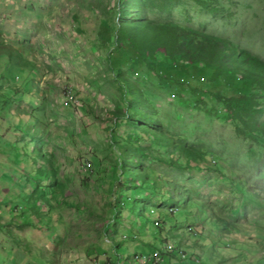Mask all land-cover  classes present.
<instances>
[{"label": "rangeland", "instance_id": "374dc122", "mask_svg": "<svg viewBox=\"0 0 264 264\" xmlns=\"http://www.w3.org/2000/svg\"><path fill=\"white\" fill-rule=\"evenodd\" d=\"M204 1L209 8L196 0H0L1 264H137L136 256L155 254L162 264H264V132H236L203 93L214 90L211 78L180 81L169 66L170 81L130 53L112 55L120 23L149 20L184 28L186 39L190 30L227 39L264 65V0ZM180 52L190 59L185 42ZM125 78L139 95L126 93ZM68 89L82 96L66 97ZM254 89L262 112L253 122L264 128V92ZM144 129L196 154L193 164ZM129 158L156 187L118 178ZM39 189L47 202L31 196ZM124 196L131 201L113 220L112 204ZM167 243L185 260L164 254Z\"/></svg>", "mask_w": 264, "mask_h": 264}, {"label": "trees", "instance_id": "16d2710c", "mask_svg": "<svg viewBox=\"0 0 264 264\" xmlns=\"http://www.w3.org/2000/svg\"><path fill=\"white\" fill-rule=\"evenodd\" d=\"M196 1L202 4V6H205V8H209L206 1ZM181 31H185V29L176 24L153 23L149 20L120 23L117 28L118 34L116 36L117 52L113 51L112 55L123 56L130 53L136 58V62L145 63L151 70H155L157 73L159 72L160 76L170 81L176 80V74L173 71H168L169 66H173L177 75L182 77L180 81L192 80L194 77L211 78L212 83L210 87H213L214 90L210 89L205 92L203 91V93L210 94V97L214 101L221 104V106L226 109L228 113L227 116L233 122L236 132L242 136H250L253 131L264 132L262 126L253 122L256 116L262 112V109L257 106L256 103L255 98L258 96V93H256L254 87H258L260 89L259 92H264V65L259 63V61H257V59L249 52L241 49L227 39L207 35L196 30H190L189 32L186 31L189 35V38L186 39L181 34ZM182 42L187 44L188 50L191 52V57L188 61L181 57L180 45ZM157 54L168 56L174 60V64L169 65L164 61L158 60ZM198 62H201V65L197 66L196 64H198ZM187 68H190V71H187ZM239 74L242 75L243 79L241 82L237 83L236 78ZM227 78L229 80L233 79V87L224 89ZM123 82L127 94L132 96L139 95L136 86H134L128 79H123ZM215 84H217L216 86H221L219 90L214 86ZM179 85L181 86L180 83ZM185 88L187 91L189 90V87L186 86ZM76 96L81 97L82 94L77 93L76 95L75 93V97ZM132 101L134 100L132 99ZM137 111L138 109L136 108L135 112ZM26 122H22L21 125H24ZM29 123L36 125V123L32 121H29ZM144 130L149 131L146 129ZM149 132L150 134L146 135H153L155 140L153 142L164 143L168 148L173 147L175 154L181 157L186 164L189 166L193 164L192 162H194L196 154L190 152L186 148H180L179 145L174 146L173 144H169L165 140L167 138L164 135L154 134L151 131ZM141 152L147 153L142 149ZM44 156L45 157H42V154L40 153L37 154L36 159L40 163L39 169L46 176H51L52 168L50 161L45 154ZM129 162L130 165L124 167V172L119 169L117 170L116 174L118 178L122 179L123 176L130 178L128 186H131L133 189H140L138 184L140 179L144 181L142 188H145L143 187L145 184L149 185V187H156V179L152 180L146 171L140 169V161L136 158H129ZM173 164L179 165L183 163L180 160H174ZM131 166H134V169ZM125 187L128 188L127 185H125ZM115 190L116 188L114 186L113 191ZM31 196L35 197L38 201L43 202H47L49 199V193L47 194L43 189L36 190ZM130 201V197L124 196L121 205L119 203L112 204L113 208L116 210L118 209L113 213V220L116 219V215L121 209L129 205ZM182 201H185V199H182ZM132 204L138 208L141 206L136 201L132 202ZM6 206L7 205H5V207ZM153 212L155 213L154 210ZM202 213L204 216H207L206 210ZM163 215L174 217V213L170 215L166 213ZM160 226L161 223L158 222L156 227ZM162 227L164 230V225ZM203 229L205 228H201V233ZM158 231L161 233L162 229L158 228ZM189 231L195 232L193 227H188L187 232ZM106 260V258L105 260H102V264H107L108 262Z\"/></svg>", "mask_w": 264, "mask_h": 264}, {"label": "clouds", "instance_id": "9594fccd", "mask_svg": "<svg viewBox=\"0 0 264 264\" xmlns=\"http://www.w3.org/2000/svg\"><path fill=\"white\" fill-rule=\"evenodd\" d=\"M151 211L153 212V210H151ZM157 223L158 222L156 221L155 222L156 226H157ZM169 245L173 246L172 250L168 249ZM164 251H165L164 254H167L169 256L177 254L178 258H180L182 261L185 260V258H186L185 251L173 243H167ZM170 253H172V254H170ZM162 259H163V256H161L160 254H155L154 256H147V255L136 256L134 258V261L137 264H158V263L162 262ZM196 262L200 263V261L198 259Z\"/></svg>", "mask_w": 264, "mask_h": 264}, {"label": "built area", "instance_id": "2783aa9c", "mask_svg": "<svg viewBox=\"0 0 264 264\" xmlns=\"http://www.w3.org/2000/svg\"><path fill=\"white\" fill-rule=\"evenodd\" d=\"M66 97H75V93L72 92L71 89H68L66 90Z\"/></svg>", "mask_w": 264, "mask_h": 264}, {"label": "bare ground", "instance_id": "6f19581e", "mask_svg": "<svg viewBox=\"0 0 264 264\" xmlns=\"http://www.w3.org/2000/svg\"><path fill=\"white\" fill-rule=\"evenodd\" d=\"M168 249L172 250L173 249V246L169 245L168 246Z\"/></svg>", "mask_w": 264, "mask_h": 264}]
</instances>
